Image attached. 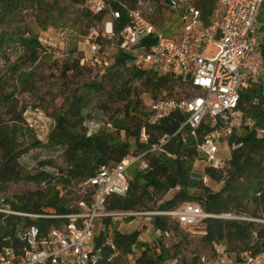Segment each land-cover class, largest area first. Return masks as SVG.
Segmentation results:
<instances>
[{"label": "built area", "instance_id": "obj_1", "mask_svg": "<svg viewBox=\"0 0 264 264\" xmlns=\"http://www.w3.org/2000/svg\"><path fill=\"white\" fill-rule=\"evenodd\" d=\"M157 4L179 16L183 33L179 43L164 35L153 20V16H158ZM79 7L92 16L102 17L99 30L85 36L87 52L81 63L90 58L96 68L104 71L110 59L123 53L130 57L128 66L171 77L175 91H163L164 96L153 102L143 118V127L135 141L139 150L135 148L119 163L102 167L93 177L82 181L89 193L76 200L71 207L73 211L17 212L1 198V213L51 223L25 225L15 244L0 250V264H123L120 260L124 253L118 248L113 232L101 239L99 235L106 220L111 224L134 216L172 217L185 228L197 227L207 219L237 220L264 228V214L255 217L215 214L207 212L195 200L172 210L107 209L110 197L127 196L129 169L149 170L151 157L164 154L175 138L185 144L191 140L197 152L190 172V178L197 184L188 190L192 194L199 193L202 186L211 188L213 182L223 184L207 170L226 177L233 152L245 148L244 135L252 132L264 139V118L252 114L260 98L244 97L258 88L264 95V0H138L134 5L127 0H84ZM123 18L126 24L121 25ZM177 92L180 95H171ZM169 118L179 128L173 134L158 135L154 129ZM106 119L102 123L91 121L87 125L88 134L102 128L112 130V123ZM55 125L56 120L43 124L40 117L28 121L29 129L41 143L47 142ZM152 135L154 142H150ZM221 143L230 150L228 157H221ZM97 221L103 223L99 232ZM156 232L163 235L157 229ZM252 236L257 238L256 230ZM213 245L214 251L199 256L197 264H264V249L254 253L232 251L224 242ZM134 254L133 249L130 256Z\"/></svg>", "mask_w": 264, "mask_h": 264}, {"label": "trees", "instance_id": "obj_2", "mask_svg": "<svg viewBox=\"0 0 264 264\" xmlns=\"http://www.w3.org/2000/svg\"><path fill=\"white\" fill-rule=\"evenodd\" d=\"M74 6H78L84 0H69ZM134 5L138 0H127ZM44 0H0V26L2 27L8 20H12L18 12L33 9L44 5ZM84 13V12H83ZM84 16L92 17L88 12ZM95 20H101L100 16H93ZM121 25L126 24V18L121 20ZM15 47H18V50ZM15 50L17 60L11 64V68L17 72L19 63H36L43 54L47 53L48 46L33 35H22L15 37L8 32L0 31V52L11 53ZM129 56L118 53L114 67L124 68L127 65ZM78 62L73 66L66 68V71H73ZM147 71L133 68L131 79H141L150 88V95L156 99L160 93L165 90L171 91L174 87V80L168 76H159L157 74L147 75ZM110 81L116 85L120 82L118 90V99L126 102L125 109L118 115L108 118L115 130L126 131L129 137L138 139L142 122L136 123V130L131 131L125 125L126 118L131 112L139 113L146 117L144 110L140 112L137 106L140 101L131 100L133 94L131 81L122 79L117 72ZM122 80V81H121ZM90 93H97L104 90L102 84L93 82L86 86ZM259 97L258 108L252 110V114L264 118L262 105L264 104V95L262 89L258 88L252 93L247 92L244 97L246 100H252L253 97ZM85 99L76 98L71 105V113L60 115L56 120V125L48 135L47 142L41 143L34 137L32 144L26 148H20L17 142L19 132L15 127H5L0 125V148L4 151V157L0 162V200L4 198L8 206L17 212L31 213H67L74 209L71 208L61 191L56 187L61 185L69 187L75 181H83L93 177L102 167L119 163L123 158L131 153L132 145L129 142H123L114 138L107 132V129L88 134V124L95 121L91 116L83 113L85 108ZM20 102L16 97L15 91H8V88L0 89V107H18ZM22 106V111H25ZM98 121V120H97ZM83 125V130L79 126ZM90 125V124H89ZM86 127V128H85ZM179 128V124L166 119L154 130L158 135L173 134ZM109 131V130H108ZM20 134L24 135V133ZM154 135L150 142H154ZM245 141V148L233 152L230 161V167L226 177L222 173H217L211 169L207 173L216 181H223V184L217 190H212L207 186H202L199 193H190L188 190L197 186L190 178L193 161L197 157V152L192 141L183 143L180 138L172 140L164 154L154 156L150 159V169L139 171L129 182L127 196H113L107 202L108 210H135L145 205L146 201L152 200V191L167 193L171 189L179 188L175 196L163 204V210H172L180 204L187 201H198L207 212L215 214L235 213L237 215H246L242 213L250 212V205H253L255 212L261 210L264 213V139L257 138L254 133H248L242 137ZM137 143V142H136ZM47 148L61 152L65 166H60L54 158L42 160L39 162L40 170L33 175H27L19 162L21 156L31 148ZM139 150V145L136 146ZM54 169L51 172L49 169ZM32 181L38 185L46 184V192H35L28 196H20L17 201H10L5 194L9 184L21 181ZM167 217L158 216L154 219V227L164 235L170 233L174 226H171ZM50 221L32 220L20 216L9 215L0 212V250L6 245L15 244L20 231L27 224H36L39 226L49 225ZM177 224H179L176 221ZM105 229L99 235L104 238L110 232V221H105ZM205 227V235L202 240L209 245L227 241L232 251L253 250L254 253H260L264 249V228L257 229L255 224L237 220L207 219L202 222ZM257 231V238L253 239L252 233ZM140 232L122 234L113 231V238L118 248L124 254H132L135 246H139L141 252L135 259L134 264H165L169 261L170 250L164 248L161 241L154 245V249L146 244L139 242ZM101 264H109L103 262Z\"/></svg>", "mask_w": 264, "mask_h": 264}, {"label": "rangeland", "instance_id": "obj_3", "mask_svg": "<svg viewBox=\"0 0 264 264\" xmlns=\"http://www.w3.org/2000/svg\"><path fill=\"white\" fill-rule=\"evenodd\" d=\"M44 2L43 6L18 12L11 18L12 20H8L2 27L0 26V31L8 32L15 37L33 34L44 45L48 46L49 50L36 63L25 65L24 62H20L17 72L11 68V64L17 60V54L19 55V53H15L17 47L9 54L0 52V89L8 88L10 92L15 91L20 102V105L16 108L0 107V125L15 127V130L19 132L17 138L19 147L26 148L32 144L35 137L34 131H31L28 127L29 120L32 121L33 117H40L43 124H45L57 120L60 115L70 114L71 105L76 98L85 99L83 113L86 117L92 116L95 122L97 120L101 123L107 122L106 117L111 118L118 115V111L121 112L125 109L126 102H122L117 98L119 88L116 91V87L120 82L115 85L109 79L117 72L119 76H122V79L131 81L130 85L133 91L131 100L134 102L139 100L140 104L137 108L141 110L140 112L144 110L148 114L153 102L164 95L160 93L156 99L152 98L149 92L150 88L143 80L131 79L133 67L127 65L124 68H115L113 65L116 55L110 57L114 58L110 59V64L107 63L104 71L96 68L90 58L81 63L84 53L87 52V46L84 44L85 36L93 30H99L101 20L97 21L92 18L93 16L91 18L84 16L85 11H82L79 5H72L69 0H44ZM157 6L158 16H153V20L164 35L179 43L183 37L179 16L176 13H171L170 10H163L166 7L164 8L162 4H157ZM88 57H90L89 54ZM76 62H78V65L73 71H66L67 67H74ZM147 73V75H153L152 72ZM93 82L102 84L104 90L90 93L86 86ZM173 90L175 91V88ZM171 95L174 97L180 95V93L177 92V94ZM22 106L26 108L25 111H22ZM117 117L118 119L122 118V115ZM137 121L144 123L143 116L139 113L131 112L130 116L126 118L125 125L130 129V132L136 130L135 122ZM82 128H84L83 125L79 126L80 130H83ZM20 132H25V134L22 135ZM107 132L114 138L129 142L133 146L131 151L135 150L136 139L129 137L126 131L118 132L113 128L112 130L107 129ZM220 147L223 149L221 157H228L230 150L226 148L224 143H221ZM60 156V151L33 147L21 156L19 162L25 174L33 175L40 170L39 162L42 160L54 158L58 165L65 166L63 158ZM3 157L4 151L0 148V162ZM49 170L54 171L52 168ZM139 171L133 167L129 169L128 173L131 178H134ZM210 186L213 189H219L220 184L213 182L210 183ZM56 188L61 191L60 196H63L72 207L75 206L76 200L87 192L89 193L82 181H75L69 187L57 185ZM179 190V188L171 189L167 193L152 191L151 201H146L144 206L129 211L163 210V204L170 201ZM46 191V184L38 185L35 182L24 180L9 184L5 197L10 201H17L20 196ZM242 214L255 217L264 213L261 210L255 212L254 206L250 205V212ZM167 218L169 224L175 227L168 235L159 236L157 234L154 227L155 217L153 216H134L113 221L110 225V231L116 230L122 234L138 231L140 232L139 242L153 249L155 248L154 245L161 241L162 246L170 250L169 262L173 264H197L199 256L209 255L214 251L213 244H206L202 240L206 225L200 224L197 227L185 228L177 224L174 218ZM95 225L98 232L103 228L102 221H97ZM256 227L257 229L263 228L260 224H257ZM224 243L227 244V241H224ZM134 252L137 256L140 255L139 246L134 247ZM136 255L132 257L130 254H124L120 262L134 264Z\"/></svg>", "mask_w": 264, "mask_h": 264}]
</instances>
